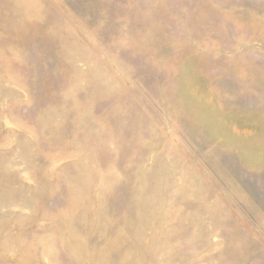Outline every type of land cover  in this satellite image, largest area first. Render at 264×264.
I'll return each mask as SVG.
<instances>
[{
	"label": "rangeland",
	"instance_id": "374dc122",
	"mask_svg": "<svg viewBox=\"0 0 264 264\" xmlns=\"http://www.w3.org/2000/svg\"><path fill=\"white\" fill-rule=\"evenodd\" d=\"M0 264H264V0H0Z\"/></svg>",
	"mask_w": 264,
	"mask_h": 264
},
{
	"label": "bare ground",
	"instance_id": "6f19581e",
	"mask_svg": "<svg viewBox=\"0 0 264 264\" xmlns=\"http://www.w3.org/2000/svg\"><path fill=\"white\" fill-rule=\"evenodd\" d=\"M70 189H71V187H70ZM72 234H74V233H72ZM76 235V234H75Z\"/></svg>",
	"mask_w": 264,
	"mask_h": 264
}]
</instances>
